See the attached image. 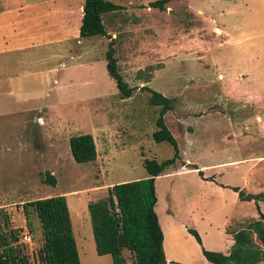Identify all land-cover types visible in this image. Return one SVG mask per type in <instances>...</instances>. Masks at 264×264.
I'll use <instances>...</instances> for the list:
<instances>
[{
    "label": "rangeland",
    "instance_id": "374dc122",
    "mask_svg": "<svg viewBox=\"0 0 264 264\" xmlns=\"http://www.w3.org/2000/svg\"><path fill=\"white\" fill-rule=\"evenodd\" d=\"M48 1L53 38L63 31L77 38L82 0ZM106 1L121 6L102 24L118 72L134 88L129 98L118 96L106 73L104 37L80 38L78 52L69 40L0 58L16 73L22 58L32 61L31 76L13 77L11 96L0 83V232L12 230L17 256L36 264L39 221L27 206L25 225L22 205L63 196L78 263L112 264L95 253L87 204L115 184L146 178L142 159L173 154L151 139L159 107L147 103L140 88L148 87L171 99L163 119L179 155L154 179L165 264H210L201 247L226 254L234 232L264 220V0H174L163 10L148 7L155 0ZM57 61L63 67L53 72ZM86 134L96 158L78 164L68 139ZM45 172L54 186L43 182ZM234 189L261 196L242 202ZM25 232L29 242L21 240ZM122 257L132 264L127 251Z\"/></svg>",
    "mask_w": 264,
    "mask_h": 264
},
{
    "label": "trees",
    "instance_id": "16d2710c",
    "mask_svg": "<svg viewBox=\"0 0 264 264\" xmlns=\"http://www.w3.org/2000/svg\"><path fill=\"white\" fill-rule=\"evenodd\" d=\"M174 0H155L148 7L163 10ZM121 10V6L106 0H82V16L78 28L80 38L94 36L108 39L104 52L105 70L114 82L121 99L129 98L134 88L122 79L114 57L113 39L106 34L101 16ZM140 90L149 94L147 103L159 107L154 120L156 130L151 134L154 143H167L172 147L170 158L156 161L142 159L147 177L141 180L115 184L106 190V197L87 204V212L94 250L98 256L109 255L112 264H125L122 253L127 251L132 264H165L162 251V232L154 207L156 195L154 179L178 160V149L174 138L164 124V115L172 109L171 99L149 89ZM72 160L78 164L93 162L96 151L90 135H76L68 139ZM197 168L193 167V170ZM200 174V171H198ZM43 182L54 186L52 175L43 173ZM238 197L243 194L234 189ZM27 206L31 207L39 221L41 246L36 252V264H79L66 202L63 196L40 198L22 205L24 221L27 220ZM187 232L201 245L198 234ZM232 243L226 254L200 249L202 257L210 264H258L264 262V220L258 219L246 224L245 228L231 235ZM12 230L0 232V264H28L19 258L12 245L16 243Z\"/></svg>",
    "mask_w": 264,
    "mask_h": 264
},
{
    "label": "crops",
    "instance_id": "0c3cea01",
    "mask_svg": "<svg viewBox=\"0 0 264 264\" xmlns=\"http://www.w3.org/2000/svg\"><path fill=\"white\" fill-rule=\"evenodd\" d=\"M48 2V0H0V58L9 54L12 55L18 53L20 55H23L26 54V51L32 49H43L44 47L49 46L52 43L58 44L61 42H67L69 40L75 41L76 48H74L72 51H80V48H78L81 45L79 35L77 36V38H72L63 31L60 36L53 38V35L50 34L48 30L49 28L47 26L49 18ZM81 10L82 2L78 6V11L80 13L79 25L82 16ZM62 11L65 14L64 9ZM43 24L45 25L44 28ZM70 53L71 50H68V54ZM24 58L25 59L22 58L21 62H19L23 66L17 73L13 71V69H8L0 65V76L3 74L6 75L5 79L0 78V83H7L8 86H5V89H7L8 91V96L12 95L11 86L14 85V82L18 83L14 80L13 77H17L18 79L19 76L22 80H26V77L32 75V73L30 72L32 71L31 67L26 65L27 63L28 65L31 64L32 61L27 59V56H25ZM46 61L47 59H44L41 56L38 60H36V62L41 65ZM54 67L55 68L52 69L53 72L62 68L63 64L62 62L57 61L56 66ZM36 72L38 83H42L43 75L41 69L37 68ZM44 72V80L46 81V75L49 73V69L45 68ZM53 81L55 82V80ZM24 224L27 225L25 221Z\"/></svg>",
    "mask_w": 264,
    "mask_h": 264
},
{
    "label": "water",
    "instance_id": "95a60500",
    "mask_svg": "<svg viewBox=\"0 0 264 264\" xmlns=\"http://www.w3.org/2000/svg\"><path fill=\"white\" fill-rule=\"evenodd\" d=\"M261 195H251V194H248V195H244L243 197H241V201L242 202H250V201H255L257 200L258 198H260Z\"/></svg>",
    "mask_w": 264,
    "mask_h": 264
},
{
    "label": "built area",
    "instance_id": "2783aa9c",
    "mask_svg": "<svg viewBox=\"0 0 264 264\" xmlns=\"http://www.w3.org/2000/svg\"><path fill=\"white\" fill-rule=\"evenodd\" d=\"M21 240H22L23 242H29L30 239H29L28 234H27V233L23 234V235L21 236Z\"/></svg>",
    "mask_w": 264,
    "mask_h": 264
}]
</instances>
